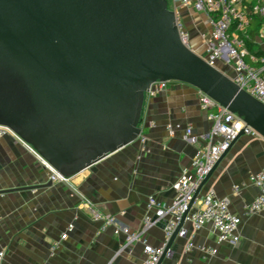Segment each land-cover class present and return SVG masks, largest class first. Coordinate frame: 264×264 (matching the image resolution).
Returning a JSON list of instances; mask_svg holds the SVG:
<instances>
[{
  "label": "water",
  "instance_id": "obj_1",
  "mask_svg": "<svg viewBox=\"0 0 264 264\" xmlns=\"http://www.w3.org/2000/svg\"><path fill=\"white\" fill-rule=\"evenodd\" d=\"M157 82L198 89L264 139V105L182 42L168 0H0V126L63 177L138 141Z\"/></svg>",
  "mask_w": 264,
  "mask_h": 264
},
{
  "label": "crops",
  "instance_id": "obj_2",
  "mask_svg": "<svg viewBox=\"0 0 264 264\" xmlns=\"http://www.w3.org/2000/svg\"><path fill=\"white\" fill-rule=\"evenodd\" d=\"M181 12L191 49L204 56L211 34L206 16L192 7H181ZM200 94L192 86L173 82L166 91L147 97L142 124L147 142L139 138L109 155L73 177L71 186L52 182L48 163L22 140L0 139L1 264H143L145 245L166 246L170 217L158 220L149 199L169 207L179 178L187 172L194 179L196 152L219 141L209 137L214 124L200 105ZM189 128L197 138L194 145L186 140ZM263 168L264 139L244 134L195 201L182 229L186 237L178 236L162 264H264V210L243 219L237 245L220 243L211 226L198 230L191 221L210 190L228 198L231 212L241 216L243 207L258 196L251 179ZM236 186H243L239 194L234 193ZM86 202L115 216L118 224L102 232ZM148 216L155 224L122 252L127 234L141 233ZM70 225L73 231L61 241ZM55 243L60 244L53 254ZM189 243L212 248L215 254L205 257L198 249L186 253Z\"/></svg>",
  "mask_w": 264,
  "mask_h": 264
},
{
  "label": "built area",
  "instance_id": "obj_3",
  "mask_svg": "<svg viewBox=\"0 0 264 264\" xmlns=\"http://www.w3.org/2000/svg\"><path fill=\"white\" fill-rule=\"evenodd\" d=\"M170 9L175 12L176 24L182 42L191 48V34L186 28L181 7H192L195 11L203 13L211 27L210 38L205 42L206 53L204 60L212 67L220 69L251 97L264 105V0H168ZM173 82H157L152 85L147 97L156 96L168 89ZM200 105L209 113L213 121V128L209 137L218 138L214 145L200 148L193 159L194 179L185 172L175 185L176 197L169 207H163L155 198L149 199L150 209L156 212V218L170 217L166 227L167 237L173 234L178 227L183 215L189 209L198 192L200 185L212 172L224 154L231 148L242 132L258 137L253 129L246 126L244 121L227 108L221 106L206 94H200ZM141 128L143 129L142 125ZM13 136L20 139L12 130L0 126V139ZM143 144L147 139L140 137ZM21 140V139H20ZM187 142L196 144L197 138L193 136L192 129L187 130ZM50 180L54 183L71 186L73 178H66L55 171L49 164ZM258 189V196L243 207L241 216L235 215L230 210V200L219 198L214 190L202 198L199 209L194 211L191 221L196 229L211 226L218 234L220 243L237 245L239 227L245 218H250L264 210V168L251 179ZM244 186V185H243ZM243 186H236L234 193L239 194ZM93 221L101 224V231L118 224L115 216L102 214L96 210L91 202H86ZM155 224L152 217H146L141 233L127 234L126 244L122 252L129 248ZM70 225L62 234L61 241H65L73 231ZM187 232L181 230L180 236L186 237ZM60 243H55L52 252L58 249ZM166 246L154 248L145 245L146 258L143 264H159ZM194 249L200 250L205 257L215 254L212 248L197 247L189 243L186 253ZM4 253L0 254V264L3 262Z\"/></svg>",
  "mask_w": 264,
  "mask_h": 264
}]
</instances>
